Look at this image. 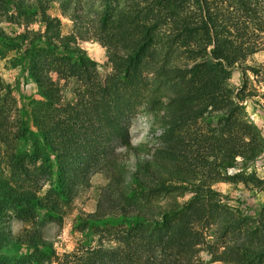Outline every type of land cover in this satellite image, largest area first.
Returning <instances> with one entry per match:
<instances>
[{"label":"trees","instance_id":"16d2710c","mask_svg":"<svg viewBox=\"0 0 264 264\" xmlns=\"http://www.w3.org/2000/svg\"><path fill=\"white\" fill-rule=\"evenodd\" d=\"M256 32L264 0H0V60L18 51L42 98L28 116L0 77V264H264V203L251 216L215 189L264 188L246 172L264 155L244 105L256 95L229 87L234 68L261 72L246 67L264 51ZM91 39L107 49L105 77L79 46ZM141 113L162 130L151 148L132 143ZM96 175L109 180L96 211L77 215L82 238L59 257L41 225L62 226ZM21 248L28 259L7 254Z\"/></svg>","mask_w":264,"mask_h":264},{"label":"rangeland","instance_id":"374dc122","mask_svg":"<svg viewBox=\"0 0 264 264\" xmlns=\"http://www.w3.org/2000/svg\"><path fill=\"white\" fill-rule=\"evenodd\" d=\"M50 14L60 18L63 35L72 33L73 24L63 17L59 5H52ZM3 28L7 33L14 32V35L23 32V29L6 23L3 24ZM251 37L258 42H262L264 47V33H252ZM79 46L97 63L101 77H105L110 73L112 66L109 62L107 49L104 48L97 39L79 42ZM3 51L5 56L0 60V77L7 84L12 86L14 96L19 100V103L24 106L29 116L32 102L42 100L38 87L36 83L29 78L27 73L28 62L24 61L23 64L20 60L19 52L8 48H5ZM246 67L259 69L261 72L255 75L251 71H245L243 73L238 68H234L232 70L231 80L229 81V87L236 91H241L245 88L246 94L256 95L255 97L246 99L245 106L251 120L259 127L264 137V51L250 57L246 63ZM78 86L77 83L71 82L67 93L68 98L73 96L72 90ZM28 125L32 127L30 119H28ZM161 133L162 130L158 121L148 113H141L132 121L131 137L132 143L135 146L146 144L151 148L158 143L157 138L160 137ZM131 164H134L133 159L131 160ZM246 172H253L260 179L264 180V155L251 164L248 169H246ZM100 176L105 177L104 175ZM92 188H94V185ZM92 188L74 202L72 212L65 217L62 226L53 222H43L41 225L44 238L53 247L59 257L74 252L82 238L80 234L74 233L72 229L77 215L82 212L89 213L86 211V207L91 203L90 195L92 193ZM102 188L103 187H99L98 189L99 196ZM215 189L222 193L231 205L238 207L244 214L254 216L262 208L264 203V188L258 189L242 184L232 185L223 183L216 185ZM92 197L94 202L97 201L98 203V196H94L93 193ZM40 220L43 221V217H41ZM24 228H26V226L20 221L14 220L11 222V229L14 235H19ZM95 239L97 240V237H95ZM108 247H115V245H109ZM30 253L31 251H28L26 248L13 249L7 252L8 255L20 254L21 259H28ZM38 259L42 260L44 264H58L54 257L48 259L46 256L40 255Z\"/></svg>","mask_w":264,"mask_h":264},{"label":"crops","instance_id":"0c3cea01","mask_svg":"<svg viewBox=\"0 0 264 264\" xmlns=\"http://www.w3.org/2000/svg\"><path fill=\"white\" fill-rule=\"evenodd\" d=\"M109 180L105 177H102L100 175H96L95 177H93V180H92V184L94 185V188H92V193H91V203L88 204V206L86 207V211L89 212V213H94L96 211V207H97V201L94 202L93 200V193H94V196H98L97 199L99 198V192H98V189L99 187H105L107 184H108ZM92 185V187H93ZM101 193V192H100Z\"/></svg>","mask_w":264,"mask_h":264},{"label":"built area","instance_id":"2783aa9c","mask_svg":"<svg viewBox=\"0 0 264 264\" xmlns=\"http://www.w3.org/2000/svg\"><path fill=\"white\" fill-rule=\"evenodd\" d=\"M244 105H246V103H244Z\"/></svg>","mask_w":264,"mask_h":264}]
</instances>
